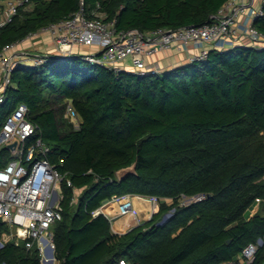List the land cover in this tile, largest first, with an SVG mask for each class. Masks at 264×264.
<instances>
[{"label":"trees","instance_id":"obj_1","mask_svg":"<svg viewBox=\"0 0 264 264\" xmlns=\"http://www.w3.org/2000/svg\"><path fill=\"white\" fill-rule=\"evenodd\" d=\"M81 1L29 0L0 26V50L69 17ZM226 1L83 0L87 14L140 32L212 22ZM254 24L264 33V14ZM20 103L49 160L72 182L63 185V218L53 227L57 264H219L264 238V47L211 48L205 59L144 75L91 64L81 53L51 55L41 65L15 66L0 130ZM12 159L0 148V169ZM131 166L120 180L117 171ZM75 189L81 193L73 202ZM127 194L156 196L160 209L114 233L109 218L94 212ZM198 195L206 197L181 203ZM254 207L261 211L250 213ZM9 231L0 220V239ZM0 262L41 264L24 241L5 242ZM263 262L264 243L253 264Z\"/></svg>","mask_w":264,"mask_h":264},{"label":"built area","instance_id":"obj_2","mask_svg":"<svg viewBox=\"0 0 264 264\" xmlns=\"http://www.w3.org/2000/svg\"><path fill=\"white\" fill-rule=\"evenodd\" d=\"M28 2L29 0H0V17L3 16L0 26L12 22L20 7ZM257 2L258 0H227L212 22L179 29L159 28L140 32L136 29L119 30L116 18L106 20L98 12L87 14L82 0L80 9L72 15L52 22L28 36L35 38L48 33L55 44L53 52L34 55L31 65H41L47 62L51 55L69 56L74 53V47H93L95 52L81 53L82 58L91 64L120 72L125 70L122 62L130 57L133 66L131 72L144 75L161 72L147 63V60L160 50L173 47L186 50L188 46L195 45L200 51L189 58V62H193L205 59L211 48L226 50L235 46L238 38L242 36L249 38L253 46L264 47V33L254 24L255 20L264 14V0L259 4ZM18 43L14 42L0 50L3 70L0 106L5 102V92L11 84V74L16 66L5 54ZM28 114V106L25 103L18 104L0 130V148L15 143L10 149L13 159L0 169V220L10 227V231L4 232L0 240L3 246L8 241H14L16 244L24 241L28 249H37L41 264H55L53 227L63 218V185L72 186V182L68 173L60 171L49 160L50 148L41 137H36L38 125L29 120ZM67 115L75 128H79L81 118L72 104L67 107ZM125 196L129 195L113 196L100 206L94 215L102 213L108 216L109 207ZM137 196L150 199L155 207L160 206V199L156 196ZM205 197H184L181 203L188 204ZM257 203H260L259 198ZM122 207L124 210L130 209L131 204L125 202ZM173 212L172 210L168 213ZM263 243L264 238H259L256 243L245 246L236 259L219 264H253ZM116 264L132 263L122 258Z\"/></svg>","mask_w":264,"mask_h":264},{"label":"crops","instance_id":"obj_3","mask_svg":"<svg viewBox=\"0 0 264 264\" xmlns=\"http://www.w3.org/2000/svg\"><path fill=\"white\" fill-rule=\"evenodd\" d=\"M260 2L261 0H258L257 3L259 4ZM2 21L3 16L0 17V23ZM240 45L253 46L252 41L244 36L238 38L235 43V46ZM54 49L55 44L52 36L48 33H44L35 38L26 37L24 40L20 41L14 49L6 52L5 55L6 57L8 56V58H11L13 60L12 62H15L16 65H31V59L34 55L50 53L53 52ZM95 51L96 49L93 47L73 48L74 53H91ZM199 51L200 48L195 45L188 46L186 50H179L173 47L171 49L160 50L154 54L151 59H148L147 63L150 67L158 68L162 72L189 63V58L192 55L197 54ZM121 65L126 71H133L132 60L130 57L126 58ZM2 80L3 70L0 62V87ZM80 193L81 189H75L76 195L73 202L77 201V196ZM127 195L129 196L123 197L120 201L115 202L109 207L107 217L111 222L112 231L114 233L131 230L134 227L149 221L160 209V206L155 207L150 199L142 198L134 194ZM166 201L171 202L170 199H167ZM125 202H130V209H123L122 205ZM55 264H57V262Z\"/></svg>","mask_w":264,"mask_h":264},{"label":"water","instance_id":"obj_4","mask_svg":"<svg viewBox=\"0 0 264 264\" xmlns=\"http://www.w3.org/2000/svg\"><path fill=\"white\" fill-rule=\"evenodd\" d=\"M15 146V143H13V144H10V145H8V149H11V148H13ZM134 172V167L133 166H131V167H125V168H122V169H120V170H118L117 171V176H118V178L121 180V179H123L124 177H126L128 174H130V173H133ZM172 216V214H170V213H166L164 216H163V218H162V220L160 221V222H158V225H163L164 223H166L168 220H169V218ZM3 245H2V242H1V240H0V248L2 247ZM262 264H264V262L262 263Z\"/></svg>","mask_w":264,"mask_h":264},{"label":"rangeland","instance_id":"obj_5","mask_svg":"<svg viewBox=\"0 0 264 264\" xmlns=\"http://www.w3.org/2000/svg\"><path fill=\"white\" fill-rule=\"evenodd\" d=\"M74 48H78V47H74ZM9 54V53H8ZM258 211H261V209L260 208H257V207H254L252 210H250L249 212L250 213H256V212H258Z\"/></svg>","mask_w":264,"mask_h":264}]
</instances>
